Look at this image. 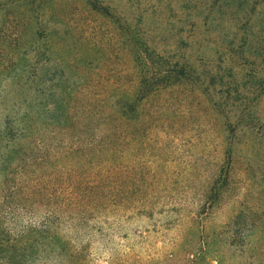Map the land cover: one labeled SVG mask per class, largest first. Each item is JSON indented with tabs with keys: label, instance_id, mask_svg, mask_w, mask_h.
<instances>
[{
	"label": "rangeland",
	"instance_id": "374dc122",
	"mask_svg": "<svg viewBox=\"0 0 264 264\" xmlns=\"http://www.w3.org/2000/svg\"><path fill=\"white\" fill-rule=\"evenodd\" d=\"M263 28L264 0H0V125H30L0 164V255L264 264V62L231 63L223 115L204 90Z\"/></svg>",
	"mask_w": 264,
	"mask_h": 264
},
{
	"label": "trees",
	"instance_id": "16d2710c",
	"mask_svg": "<svg viewBox=\"0 0 264 264\" xmlns=\"http://www.w3.org/2000/svg\"><path fill=\"white\" fill-rule=\"evenodd\" d=\"M260 3V2H258ZM264 29V28H263ZM258 41L264 43L260 38ZM246 44V43H245ZM257 45V42L256 44ZM264 45L260 44L258 48L256 46L251 47L247 46L246 49L241 50V55H239L238 58H233L231 56L228 57L227 60H222L221 58L218 60V64L215 68L209 70L204 76L206 79L205 81V92L207 93L208 97H210V100L212 102L213 108L218 111V113L222 114L224 113V108L226 106V99L227 94L235 93L237 91V88L234 87V89H231L232 85L236 86V82L234 79V73H233V66L231 63L235 62L237 59L243 60V58H246L243 54V52L248 53L250 56H253L255 58H259L261 61L264 62ZM251 48L254 49L251 51ZM232 49H229V52H231ZM233 51V50H232ZM246 63L249 61L244 59ZM249 64H253L251 61ZM189 67L188 65H181L178 70L174 71L172 74L178 78L179 80V74L185 75L186 68ZM179 70L182 71L179 73ZM202 75H204L202 73ZM168 75H166L165 80L167 79ZM250 78L256 79L252 81V85L255 86L254 89H258V93L264 92V78L263 77H254L253 75H250ZM177 80V79H176ZM145 83V80H139L136 84L139 90V87H141ZM150 92L153 91L152 86L149 87ZM231 89V90H230ZM127 104V103H126ZM28 118H26L27 120ZM30 133V125L25 122V125L22 127L19 126V120L17 118H13L12 120L7 121L6 123L3 122L2 125H0V164L3 162H8L10 159H14L18 156V148H19V138L20 136H27ZM29 147V145H28ZM31 150L36 149V146H31ZM56 157L59 159V156H52L48 149V167H51V160L52 158ZM108 180V178L103 177L99 181L100 187L104 186L103 184ZM55 181V175H49L48 176V188L53 187ZM108 182V181H107ZM53 212L51 214H48V220L52 219ZM1 245V242H0ZM0 264H11V259L0 255Z\"/></svg>",
	"mask_w": 264,
	"mask_h": 264
}]
</instances>
